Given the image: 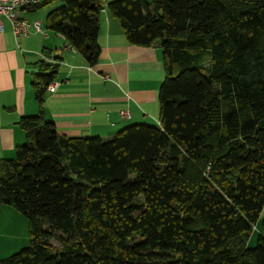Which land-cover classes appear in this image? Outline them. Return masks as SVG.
Instances as JSON below:
<instances>
[{
	"label": "trees",
	"instance_id": "1",
	"mask_svg": "<svg viewBox=\"0 0 264 264\" xmlns=\"http://www.w3.org/2000/svg\"><path fill=\"white\" fill-rule=\"evenodd\" d=\"M60 2L49 28L97 64L104 0ZM108 8L129 42L161 48L158 122L60 135L43 108L59 65L42 60L40 111L0 162V207L28 219L29 245L0 264H264V218L247 247L264 208V0Z\"/></svg>",
	"mask_w": 264,
	"mask_h": 264
},
{
	"label": "crops",
	"instance_id": "2",
	"mask_svg": "<svg viewBox=\"0 0 264 264\" xmlns=\"http://www.w3.org/2000/svg\"><path fill=\"white\" fill-rule=\"evenodd\" d=\"M100 13L101 54L90 65L79 52L66 48L68 40L48 26L47 15L24 8L19 15L40 20L42 31L31 28L27 36L15 37L4 18L0 32V162L14 158L17 146L26 140L19 121L40 111L33 80L45 58L59 63L55 92L44 94V113L60 135L71 137L111 136L134 123L158 122V92L165 77L161 48L128 41L120 19L108 8ZM44 20V22H43ZM128 111L127 117L120 115ZM264 208L254 229L262 233ZM254 233L249 241L252 242ZM29 240V222L15 208L0 207V258L20 249ZM248 241V243H249ZM247 243V245H248Z\"/></svg>",
	"mask_w": 264,
	"mask_h": 264
},
{
	"label": "built area",
	"instance_id": "3",
	"mask_svg": "<svg viewBox=\"0 0 264 264\" xmlns=\"http://www.w3.org/2000/svg\"><path fill=\"white\" fill-rule=\"evenodd\" d=\"M42 0H0V32L5 30L4 18L8 19L13 28L15 37L18 36H27L31 32V28H34L36 31H42L43 25L40 20L29 21L25 18H22L19 15V11L26 7H31L41 3ZM66 48H70L76 51L70 43L66 45ZM50 63H59L57 59L45 58ZM59 82L57 80L52 81L48 86L47 90L50 92H55ZM120 115L122 117H127L129 115L128 111H121Z\"/></svg>",
	"mask_w": 264,
	"mask_h": 264
},
{
	"label": "rangeland",
	"instance_id": "4",
	"mask_svg": "<svg viewBox=\"0 0 264 264\" xmlns=\"http://www.w3.org/2000/svg\"><path fill=\"white\" fill-rule=\"evenodd\" d=\"M61 4H62V3L60 2V0H55V1L51 2V3H49V4H46L45 6H43L42 8H40L39 10H36V11H34V12H39V13H44L45 11H48V12H49L50 9L52 10V9L58 7V6L61 5ZM43 22H44V20H43ZM117 132H118V131H117ZM105 137H110V136H105ZM27 220H28V219H27ZM253 233H254L253 241H252V242L249 241V243H248V245H247V247H249V248H254V247H256L257 244H258L259 231L256 230V229H254V230H253ZM51 242L57 243V242H55L54 240H51ZM28 245H29V240H28V243H27V244L24 243V245H23L20 249H18L17 251H15V252L20 251L21 249L27 247ZM15 252H14V253H15ZM12 254H13V253H12ZM10 255H11V254H10ZM8 256H9V255H8Z\"/></svg>",
	"mask_w": 264,
	"mask_h": 264
}]
</instances>
